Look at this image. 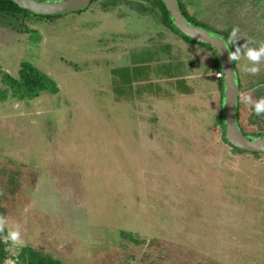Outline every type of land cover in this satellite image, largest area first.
Wrapping results in <instances>:
<instances>
[{
    "label": "rangeland",
    "instance_id": "374dc122",
    "mask_svg": "<svg viewBox=\"0 0 264 264\" xmlns=\"http://www.w3.org/2000/svg\"><path fill=\"white\" fill-rule=\"evenodd\" d=\"M178 1L207 30L238 28L236 46L264 42V0ZM161 18L156 0L0 13V72L17 78L27 61L58 87L0 101V217L23 247L59 264H264V154L223 142L215 77L187 99L130 104L133 63L177 61ZM234 63L239 122L264 134L241 102L264 97V62L255 76ZM4 245L7 258L23 248Z\"/></svg>",
    "mask_w": 264,
    "mask_h": 264
},
{
    "label": "crops",
    "instance_id": "0c3cea01",
    "mask_svg": "<svg viewBox=\"0 0 264 264\" xmlns=\"http://www.w3.org/2000/svg\"><path fill=\"white\" fill-rule=\"evenodd\" d=\"M169 32L167 42L171 41L176 47L177 61L171 62L163 52V64H151L148 60L133 63L130 66V104L160 103L168 98L187 99L196 94L208 77H215V55L212 50L177 37L173 31ZM132 40L130 50L134 51L136 46ZM196 61L198 65L204 63L205 67L196 66Z\"/></svg>",
    "mask_w": 264,
    "mask_h": 264
},
{
    "label": "water",
    "instance_id": "95a60500",
    "mask_svg": "<svg viewBox=\"0 0 264 264\" xmlns=\"http://www.w3.org/2000/svg\"><path fill=\"white\" fill-rule=\"evenodd\" d=\"M20 9L38 16H56L75 13L89 7L92 0H58L54 2L38 0H10ZM171 18L175 28L184 36L196 43L209 46L215 53L220 66L222 78V120L225 127V139L233 149L248 153L264 154V137L248 139L238 128L236 107L239 98V89L236 83L235 63L228 58V49L224 41L209 31L190 25L180 12L176 0H160Z\"/></svg>",
    "mask_w": 264,
    "mask_h": 264
},
{
    "label": "trees",
    "instance_id": "16d2710c",
    "mask_svg": "<svg viewBox=\"0 0 264 264\" xmlns=\"http://www.w3.org/2000/svg\"><path fill=\"white\" fill-rule=\"evenodd\" d=\"M38 1H43V0H38ZM94 1L95 0H92L91 3H93ZM156 1H157L158 5L160 6V9H161V13H162L161 22H162V24L166 28H168L169 30L178 34L184 40H186L190 43H196L192 39L182 35L175 28V26L173 25V22H172L171 18L169 17V14L166 11L163 3L160 0H156ZM176 1L179 5L180 12L183 14L185 20L190 25H194V26H197V27L202 28V29L207 28L204 24H202L200 22H196L192 17H190L188 15L187 11L185 10L183 4L181 2H179L178 0H176ZM82 11H84V10H82ZM82 11H77L75 13H80ZM0 13L6 14L9 16H15L17 14H21L23 16H33L36 18H47V19L57 18V17L63 16V15L46 16V17L38 16V15L32 14L29 11L20 9L17 5H15L10 0H0ZM207 31H209L213 35L221 38L224 41V43L226 44L228 33L231 31V29H228V30L223 31V32L222 31L217 32L214 30H207ZM197 44H199L201 46H205V47L209 48L210 50H212L209 46H206V45L201 44V43H197ZM226 45H227L228 49L230 50L229 45L228 44H226ZM214 55H215V53H214ZM213 70L216 73H220V66H219L218 59H217L216 55H215V62H214ZM0 81L3 85L6 86V89H4L3 91L0 92V101H4L8 97L15 99L17 101L32 100V99L38 97L43 92L44 93H51V94H55L58 92V87H57L55 81H53L49 76H47L46 74L41 72L39 69H37L36 67H34L31 63H29L27 61H24L20 64V70H19L17 78L11 77L8 74L0 72ZM236 83H237V86L239 89L238 78L236 79ZM218 87L220 90L221 111H220L219 115L217 116V119H218V123H219L220 128H221L222 140L224 143H226L228 146L231 147V145L225 139V133H224L225 127H224L223 120H222V111H223V109H222V101H223L222 78L218 79ZM238 108L239 107H238V102H237V107H236L237 125H238V128L240 129L242 135L248 139H251V140L264 137V134L246 133L244 131V129L242 128V126L239 122ZM233 152L243 153L245 151H242L239 149H233ZM251 154H256V153H251ZM4 234L5 233H0V236H3ZM5 258H7V252L5 250L4 242L2 240H0V264H2V262ZM15 260H16V264H59L58 260L53 259L49 255L42 254L41 252L36 251L30 247H23L20 250V252H19V254Z\"/></svg>",
    "mask_w": 264,
    "mask_h": 264
},
{
    "label": "clouds",
    "instance_id": "9594fccd",
    "mask_svg": "<svg viewBox=\"0 0 264 264\" xmlns=\"http://www.w3.org/2000/svg\"><path fill=\"white\" fill-rule=\"evenodd\" d=\"M238 31L239 29L234 27L228 33L226 44L233 45V50L228 52V58L231 62H237L240 72L255 76L261 71V64L264 62V42H260L257 47H250L249 45L254 42L249 40L236 46L241 39L237 35ZM241 102L249 105L255 115L264 114V97L253 99L250 95L242 94ZM0 233H5L0 236V240L6 243L10 242L11 245L17 248L24 246L19 223L0 217ZM2 264H16V260L14 258H5Z\"/></svg>",
    "mask_w": 264,
    "mask_h": 264
},
{
    "label": "built area",
    "instance_id": "2783aa9c",
    "mask_svg": "<svg viewBox=\"0 0 264 264\" xmlns=\"http://www.w3.org/2000/svg\"><path fill=\"white\" fill-rule=\"evenodd\" d=\"M214 74H215V78H216V79L221 78V74H220V73H214Z\"/></svg>",
    "mask_w": 264,
    "mask_h": 264
}]
</instances>
